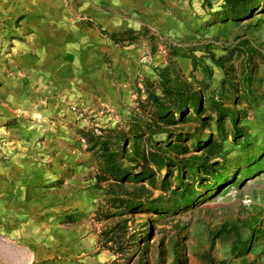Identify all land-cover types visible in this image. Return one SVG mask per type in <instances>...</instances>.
Listing matches in <instances>:
<instances>
[{
	"label": "rangeland",
	"instance_id": "rangeland-1",
	"mask_svg": "<svg viewBox=\"0 0 264 264\" xmlns=\"http://www.w3.org/2000/svg\"><path fill=\"white\" fill-rule=\"evenodd\" d=\"M136 6L98 29L107 94L48 129L97 181L78 264H264V0L237 19L224 0Z\"/></svg>",
	"mask_w": 264,
	"mask_h": 264
},
{
	"label": "crops",
	"instance_id": "crops-1",
	"mask_svg": "<svg viewBox=\"0 0 264 264\" xmlns=\"http://www.w3.org/2000/svg\"><path fill=\"white\" fill-rule=\"evenodd\" d=\"M141 1L0 0V138L8 149L0 160V264L91 259L95 173L81 166L78 151L49 152L46 145L63 138L48 129L67 134L79 106L107 94L100 92L107 75L91 68L98 29L122 26Z\"/></svg>",
	"mask_w": 264,
	"mask_h": 264
},
{
	"label": "trees",
	"instance_id": "trees-1",
	"mask_svg": "<svg viewBox=\"0 0 264 264\" xmlns=\"http://www.w3.org/2000/svg\"><path fill=\"white\" fill-rule=\"evenodd\" d=\"M225 1V10L223 11L224 18H241L249 14V12L253 9L255 5H258L260 0H224ZM194 108L196 112L198 109L196 108L195 104ZM263 161H260L258 164L254 165L253 167H258L262 164ZM165 165V164H164ZM192 166H189V173L191 175L197 176L198 170Z\"/></svg>",
	"mask_w": 264,
	"mask_h": 264
}]
</instances>
